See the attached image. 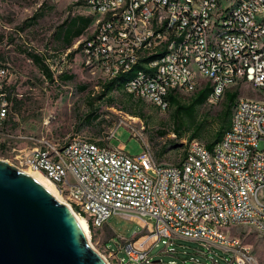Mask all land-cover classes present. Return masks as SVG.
I'll return each instance as SVG.
<instances>
[{
	"label": "built area",
	"instance_id": "1",
	"mask_svg": "<svg viewBox=\"0 0 264 264\" xmlns=\"http://www.w3.org/2000/svg\"><path fill=\"white\" fill-rule=\"evenodd\" d=\"M83 5L96 18L94 31L80 42V63L102 82L138 66L123 85L131 97L164 108L167 95L191 96L203 85L209 87L206 103H215L232 85L247 84L259 95L237 96L220 138L210 148L196 138L185 141L172 163H159L147 147L129 155L122 145H109L121 120L103 145L76 135L51 140L15 127V54L3 39L0 159L41 172L91 228L112 215L139 220L142 231L119 236L116 251L104 244L115 264H158V255L170 257L166 264H260L228 229L264 237V0H83ZM64 58L59 64L44 60L52 76ZM178 240L194 246L177 250L183 247ZM157 241L162 247L153 254Z\"/></svg>",
	"mask_w": 264,
	"mask_h": 264
},
{
	"label": "rangeland",
	"instance_id": "2",
	"mask_svg": "<svg viewBox=\"0 0 264 264\" xmlns=\"http://www.w3.org/2000/svg\"><path fill=\"white\" fill-rule=\"evenodd\" d=\"M76 1L0 0V42L5 39L11 46L7 51L15 54L12 55L11 60L13 68L16 69L11 73V77L14 76L11 112L14 113L15 127L20 132L41 134L51 140L76 135L105 142L106 137L121 120L123 124L115 129L108 141L109 145H122L123 151L129 155L138 154L143 147H147L159 163L167 164L174 162L182 152L184 142L189 140L188 135L194 128H198V135L195 137L198 141L204 143L211 140L218 124L217 116H222L229 99V92H236V97L259 95L258 92L250 90L247 84L232 85L227 87L215 103L205 102L193 106L191 111L185 113L174 112L175 105L168 103L167 107H157L143 99L129 98L117 90L111 93L114 103L108 105L105 96L100 98L99 95L102 92L103 82L97 73H91L82 66L78 51L74 53V61L66 60L64 65L59 67L60 72L54 70L53 78L56 81L44 82L39 72L24 55L23 48L25 51L45 57L52 54L55 56L54 61L59 64L61 55H58L59 49L54 45L51 35L56 26L71 15V12L75 14L79 10L76 5H72ZM35 13L37 17L33 24L24 26L25 20L27 21ZM89 30L86 31L85 36L89 34ZM61 73L71 74L73 77L68 81L59 82L57 76ZM202 80L200 85L203 84ZM80 85L83 86L81 90L76 88ZM191 96L179 94L178 103L186 105ZM140 126H143L142 130ZM129 127L137 131L140 138L133 137L128 131ZM174 127L178 132L174 131ZM88 230L91 247L105 259L107 264L115 263L104 249V244L116 251L114 241L119 236L127 239L132 232L142 231L139 220L127 219L119 215H112L101 227L88 228ZM228 232L239 235L242 241L249 245L256 260L264 264V237H256L252 234L241 236L238 229L232 227ZM178 241L183 247L178 246L177 250L190 252L189 247L194 246L189 241ZM161 247L162 245L157 241L151 253L155 254ZM117 255L122 256V250H119ZM158 257L161 259L158 264H166L170 259L164 255Z\"/></svg>",
	"mask_w": 264,
	"mask_h": 264
},
{
	"label": "water",
	"instance_id": "3",
	"mask_svg": "<svg viewBox=\"0 0 264 264\" xmlns=\"http://www.w3.org/2000/svg\"><path fill=\"white\" fill-rule=\"evenodd\" d=\"M0 264H107L70 210L0 159Z\"/></svg>",
	"mask_w": 264,
	"mask_h": 264
},
{
	"label": "trees",
	"instance_id": "4",
	"mask_svg": "<svg viewBox=\"0 0 264 264\" xmlns=\"http://www.w3.org/2000/svg\"><path fill=\"white\" fill-rule=\"evenodd\" d=\"M75 3L80 4V2H75ZM36 17H37V13L30 16L27 21L25 20L24 26H31L33 24V21L36 19ZM91 20H92L91 17H81V16H76L72 18L71 20H69L68 22L64 20L61 24L57 26L58 28L63 27V29H60L58 31V37L61 36L63 42L66 44L68 41L65 38L69 37V40L71 41V39L78 37L82 33L83 28L86 27L89 23H91ZM79 45H80V42L77 45L76 51L79 49ZM23 52L25 56L31 60L33 65L37 67L39 70H41V73L47 79V82H51L52 81L51 74L48 71L47 67L42 64L40 56L38 54H35L33 52H28L25 50H23ZM137 68L138 67H133L130 70L123 72V73H119L113 78L109 79L108 81L103 82L101 84L102 92L101 94H99L100 98H103L105 96V100L107 101L108 105H112L114 103V99L111 96V91H113L116 88H119L123 83H125L129 78H131V76L134 74V71ZM72 77L73 75L71 74L61 73L57 76V79L59 80V82H65V81L70 80ZM76 88L81 90L83 89V86L80 85ZM208 92H209V87L207 85H203L202 87H200L194 92V94L190 97V100L188 101L186 105L179 104L177 100V96L169 94L165 97L166 107L169 103L171 105H175L174 112H180V111L189 112V110L193 106H199L205 102ZM109 93L110 95L108 96ZM236 95H237L236 92H229V99L224 109V112L222 116L220 117L217 116L218 124L212 135V138L211 140L204 142L207 148H210L211 145L220 138L222 132L227 129L229 125V121H230L231 108H232ZM126 96L129 98L131 97V95L128 93H126ZM176 126L178 127V125ZM174 131L178 132V129L174 127ZM197 133H198V128L196 127L194 128L192 132H190V134L188 135V139L197 137L198 135ZM88 228H91L89 224H88Z\"/></svg>",
	"mask_w": 264,
	"mask_h": 264
},
{
	"label": "crops",
	"instance_id": "5",
	"mask_svg": "<svg viewBox=\"0 0 264 264\" xmlns=\"http://www.w3.org/2000/svg\"><path fill=\"white\" fill-rule=\"evenodd\" d=\"M76 2H80V4H76V3H73L72 5H76V7L79 9L75 14H73V12H71V15H69L67 18H65L64 20L66 21V22H68L69 20H71L72 18H74V17H76V16H81V17H91L92 18V20H91V23H89L86 27H84L83 28V30H82V33L78 36V37H76V38H73V39H71V41L69 40V37L68 38H65L67 41V43L65 44L64 42H63V40H62V38H61V36L60 37H58V31L60 30V29H63V27H60V28H58L57 26L59 25H57L56 26V28H55V30L53 31V33H52V35H51V37L53 38V40H54V42H55V46L59 49V51L58 52H60V54H58L59 56L60 55H65V60H72V61H74V53L75 52H77L76 51V48H77V45H78V43H79V41L81 40V39H84L85 37H88L93 31H94V19L96 18V16H92V15H90V14H88L86 11H85V9H84V5H83V0H77ZM70 8H71V6H69ZM63 20V21H64ZM62 21V22H63ZM61 22V23H62ZM60 23V24H61ZM88 29H90L89 30V34L87 35V36H85V33H86V31L88 30ZM74 47H76V48H74ZM40 58H41V62H42V64L44 65V66H46L43 62H44V60L46 59L47 60V58H49L50 60H52V59H54L55 58V56L54 55H47V57H45V56H41L40 55ZM44 58V59H43ZM135 67H138V66H135ZM36 68V70L39 72V75L41 74V75H43L42 73H41V70H39L37 67H35ZM44 77V76H43ZM51 77H52V80L54 79L53 78V76L51 75ZM45 78V77H44ZM111 79V78H110ZM47 80V79H46ZM109 80V79H108ZM108 80H106V81H108ZM51 83V82H50ZM123 85H124V83L119 87V88H116L117 90H119V91H121L122 93H124V94H126L124 91H123ZM116 89H114L113 91H117ZM113 91H111V93L113 92ZM107 102V101H106ZM108 104V103H107ZM89 139V138H88ZM89 140H91V141H93V140H95L94 138H91V139H89ZM95 142L97 143V144H99V145H103L105 142H102V141H99V140H95Z\"/></svg>",
	"mask_w": 264,
	"mask_h": 264
},
{
	"label": "bare ground",
	"instance_id": "6",
	"mask_svg": "<svg viewBox=\"0 0 264 264\" xmlns=\"http://www.w3.org/2000/svg\"><path fill=\"white\" fill-rule=\"evenodd\" d=\"M7 162V161H6ZM9 163V162H8ZM11 164V163H9ZM12 165V164H11ZM15 167V166H14ZM22 171H24L25 173H27L28 175H30L46 192H48L56 201H58L59 203L64 204L72 213L73 217L75 218L79 228L82 230L85 240L86 242L90 245V241H89V230H88V226L87 223L85 221V218L79 214H77L69 205V203L67 201H65L63 199V197H61L60 194H58L54 184L48 179L46 178L41 172L39 171H31L28 169H22ZM91 246V245H90ZM93 250L94 248L91 247ZM96 251V250H95ZM97 252V251H96ZM98 253V252H97ZM106 262V261H105Z\"/></svg>",
	"mask_w": 264,
	"mask_h": 264
}]
</instances>
